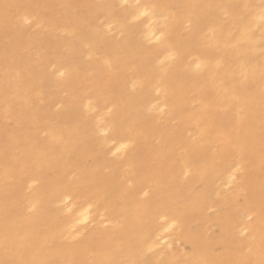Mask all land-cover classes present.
I'll return each instance as SVG.
<instances>
[{
	"label": "bare ground",
	"instance_id": "obj_1",
	"mask_svg": "<svg viewBox=\"0 0 264 264\" xmlns=\"http://www.w3.org/2000/svg\"><path fill=\"white\" fill-rule=\"evenodd\" d=\"M263 82L264 0H0V264H264Z\"/></svg>",
	"mask_w": 264,
	"mask_h": 264
},
{
	"label": "rangeland",
	"instance_id": "obj_2",
	"mask_svg": "<svg viewBox=\"0 0 264 264\" xmlns=\"http://www.w3.org/2000/svg\"><path fill=\"white\" fill-rule=\"evenodd\" d=\"M262 86H264V82H263V84H260V89H258L259 90V96L261 95V94H263V92H264V90L262 91L261 89H263V88H261ZM160 120H161V118H160ZM261 149V150H260ZM259 150L264 154V146H262L261 148H260ZM109 156H111V154L109 155ZM264 168V167H263ZM233 171V170H232ZM261 187H262V190H264V177H263V179H262V181H260V184H259ZM232 189H234V186L233 185H231V186H229V191L231 192V190ZM261 189V188H260ZM236 191V189L234 190V192L233 193H227L230 197H234V196H236V205H238L239 207L240 206H242L243 204H244V199H245V197L247 196V193H246V191H240V193H239V195H237V191ZM260 192V191H259ZM243 193V194H242ZM183 209L182 208H180V211H182ZM211 211H213V212H215L216 210H210V212ZM209 212V213H210ZM208 214V213H207ZM211 214H212V212H211ZM214 214V213H213ZM210 215V214H209ZM250 218V219H249ZM255 218H257L256 217V215L255 214H251V217H247V220L249 219V221H251V222H255L256 221V219ZM98 224V222H94V223H91V226H93L94 227V225H97ZM216 229H215V228ZM217 227H218V229H217ZM211 228H213V229H211ZM212 231H211V230ZM218 230V231H217ZM211 231V232H210ZM209 232H210V234H211V236H213V235H215V236H213V237H219L220 235H221V230H220V227L219 226H211L210 228H209ZM216 232V233H215ZM214 233V234H213ZM179 235V234H178ZM178 235H176V236H174V237H172V246L171 247H173V248H171V250H170V248H169V250L170 251H168V252H171L172 254H173V256L174 255H176V254H178V259H180V260H184V255L186 256L188 253H190V254H193V248H192V246L189 244V243H187V242H185L184 241V239L182 240V242H180L181 241V239H180V237L178 236ZM245 236V235H244ZM244 236H243V233H241V234H237L236 235V238L238 239V240H240V241H242L243 242V238H244ZM177 237H179V238H177ZM176 239V240H175ZM177 239H179V240H177ZM177 241L179 242L178 244H177ZM181 244H182V246H183V244H184V249L186 250L185 252H184V249L182 250V247H180L179 249L180 250H182V252L180 251V250H177L178 249V247H179V245L181 246ZM185 244H186V246L188 247H185ZM177 247V248H176ZM216 248H218L217 246H215ZM215 247H213V250H215ZM220 248H218V251H217V249H216V253L218 252V254L219 255H222L223 257H228V256H230V255H233V254H237V257L238 258H241L242 259V261H243V263L244 264H254V258H253V256H251L247 251H240V250H236V249H232V250H227L226 248H224L223 246H219ZM191 250H190V249ZM189 249V250H188ZM168 250V249H167ZM220 250V251H219ZM173 251V252H172ZM176 251V252H175ZM222 251V252H221ZM233 251V252H232ZM174 252L176 253V254H174ZM215 252V251H214ZM180 253H183V254H181L180 255ZM186 253V254H185ZM221 253V254H220ZM264 253V252H263ZM189 254V255H190ZM180 255V256H179ZM189 255H187V256H189ZM250 255V256H249ZM186 256V257H187ZM176 257V256H175ZM180 257V258H179Z\"/></svg>",
	"mask_w": 264,
	"mask_h": 264
}]
</instances>
